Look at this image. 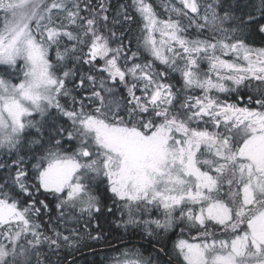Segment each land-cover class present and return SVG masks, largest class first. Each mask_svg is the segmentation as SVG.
I'll return each mask as SVG.
<instances>
[{
    "label": "snow or ice",
    "instance_id": "1",
    "mask_svg": "<svg viewBox=\"0 0 264 264\" xmlns=\"http://www.w3.org/2000/svg\"><path fill=\"white\" fill-rule=\"evenodd\" d=\"M177 3L162 0L161 18L151 0H131L110 20L104 0H0V149L15 155L0 164L15 169L0 185V264H40L41 244L79 242L44 235L41 194L60 223L116 209L118 226L150 237L197 230L175 244L181 264H264V47L245 34H264V0L246 19L220 0ZM137 19L133 51L114 29ZM53 109L68 126L50 123ZM110 264L152 261L128 247Z\"/></svg>",
    "mask_w": 264,
    "mask_h": 264
},
{
    "label": "trees",
    "instance_id": "2",
    "mask_svg": "<svg viewBox=\"0 0 264 264\" xmlns=\"http://www.w3.org/2000/svg\"><path fill=\"white\" fill-rule=\"evenodd\" d=\"M94 1V0H92ZM99 1V0H97ZM259 1V2H258ZM117 5V3H122L124 5H127L131 2V0H115L114 1ZM152 3H155V0H151ZM260 5V0H252L251 6L248 10H256L257 6ZM156 6V5H155ZM239 10V9H238ZM245 10V9H243ZM122 10H108V15L110 20L117 16L118 12H121ZM129 13L131 14V9H128ZM109 27H112L111 24H109ZM252 29H256V26L251 27ZM114 30L117 31V34H119L121 31L125 32L127 39L131 41V48L132 50H136V38L140 35L139 31V20L137 19L136 22L131 24H124L122 26H117ZM247 33V31H246ZM245 33V34H246ZM50 56L52 59H55V53L54 51L50 53ZM158 67H160L158 65ZM84 73L89 72V66L83 65L80 69ZM95 74V73H94ZM118 92L123 94L124 89L122 86L118 88ZM74 95L77 96L79 99L81 95H84V93H81L79 90H77ZM61 103L68 105L70 104L69 98H63L61 100ZM53 116L50 120V123H56L57 125H63L68 126L70 122L67 121L64 117H59L57 119L58 114L55 113V109L52 110ZM39 118V117H37ZM20 155L24 157V167L29 170V177L32 176L31 171V165L35 161L31 159V152L28 151L27 148H24L21 150ZM15 158V155H9L6 150H0V164H6L11 165L12 160ZM15 175V169L14 167H0V185L4 184V182L7 180L9 183H11L12 177ZM30 182H32L30 180ZM94 190L98 195H100L101 199L104 201V203L107 206H111V200H110V193L106 192V182L105 183H99L94 186ZM38 199L45 200L46 203L49 204V211L48 214H45V211L42 209L41 214L36 217V222H38L41 225V231L44 233V235L52 236V228H57L60 232H62L64 235H71L72 238L79 239L80 242L75 244H85L87 245L86 248L91 246H96L100 244H114L120 241L124 240H130L127 242V244L135 245L138 240L141 241H150L158 243L159 245L163 246L165 250L167 251L170 256H172L174 259L181 261V258L177 255L176 250L172 247L173 239L176 236H193L194 234L197 235V230L189 229V231L184 230L182 231V228H176L173 230H170L168 232H161L154 236H147L142 233L141 230H134V229H128L125 230L124 227L118 226V222L123 219L121 217L120 212L116 209H113L111 213L107 211H103L100 214H97L95 216V219H92L91 222H89V218L87 216H83L77 223H72V226L75 227V229H78L76 232H73L74 228H67L69 224L67 223H60L57 221L56 217L58 216V212L55 209V199L47 194H41L38 196ZM22 203L26 205L28 203L27 198L21 197ZM155 212V210H153ZM51 220V223H50ZM79 227H90V230H82L79 229ZM98 233L101 234V239L95 240L90 239L89 237H95ZM127 246V245H126ZM85 249V248H84ZM142 255L148 259L149 257L155 261V264H165L163 263L162 256L154 249L151 248H142V247H136ZM40 253L39 261L40 264H60L62 261L66 260L69 256L77 254V251H71V246L67 247L63 242L61 243V246L58 250L56 249H50L47 243H43L40 246H38L37 249ZM83 250V249H81ZM97 259L98 257L93 258L89 255H83L79 258H74V262H68L66 264H80V260L86 261L88 259ZM100 259V258H99ZM33 264H36V261L34 260Z\"/></svg>",
    "mask_w": 264,
    "mask_h": 264
},
{
    "label": "flooded vegetation",
    "instance_id": "3",
    "mask_svg": "<svg viewBox=\"0 0 264 264\" xmlns=\"http://www.w3.org/2000/svg\"><path fill=\"white\" fill-rule=\"evenodd\" d=\"M114 1L115 0H104L105 4L107 6V9L108 10H123L121 8V6L124 5L123 2L117 3V5H116V3ZM98 2L99 1H97V0H94V1L91 0V3L93 5H97ZM220 2L223 5V8H228L229 10H234L237 17H242V18L246 19L249 14L254 15V16L258 15L256 10H248L251 6L252 0H220ZM223 8L221 11H223ZM243 9H245V10H243ZM259 23H264V20L259 21ZM254 26L255 25L250 26L249 28L246 29V31H247V33H246L247 42L250 44H253L256 47H264V34L259 33L258 31H256V29L251 30V27H254ZM202 67L206 69L207 65L206 64L202 65ZM173 82L177 84V87H180L181 83H182L178 79V77ZM194 94L198 95L199 90H197ZM220 98L226 99L228 97H226L225 95L222 94ZM231 99L235 100V97L233 96V97H231ZM74 230L76 231V229H74ZM114 244H106V245L100 244V245L91 246V247H88V248H85L83 250L78 251L77 253L87 251L83 255L87 254L90 257L92 255L93 258L98 257L97 259L90 258V259L84 261V263L82 260H80L79 261L80 264H110L111 258L113 256H115L117 253L111 254V253H107L106 251L107 250H113L114 248L119 250V249H121V246H125V245L132 246L135 248L138 246V247H142V248L154 249L162 256L163 263H165V264H181V261L174 259L172 256H170V254L167 253V251L165 250V248L163 246H161L155 242L138 240L135 245L124 243L121 245L113 246ZM74 255H76V254H74ZM74 255L69 256L66 260L62 261L60 264H65V262H67ZM80 256H82V254L76 258H79ZM148 259H150L152 261V264H155V261L152 260L150 257ZM74 260H76V259H74ZM74 260H70L68 262L71 263V262H74Z\"/></svg>",
    "mask_w": 264,
    "mask_h": 264
},
{
    "label": "rangeland",
    "instance_id": "4",
    "mask_svg": "<svg viewBox=\"0 0 264 264\" xmlns=\"http://www.w3.org/2000/svg\"><path fill=\"white\" fill-rule=\"evenodd\" d=\"M172 2L173 3H176V6L177 7H179L180 5L177 3V0H172ZM200 2H201V4H204V3H207V2H211V0H200ZM259 2V1H258ZM161 4H162V0H155V3H153V5H154V7H156V9H157V11H158V13L160 14V16H161V18H166V16H167V13L165 12V10H164V8L163 7H161ZM156 5V6H155ZM222 10V9H221ZM229 25H226V27H228ZM193 35H195V33H192ZM205 35H211V33H205ZM0 71H3V66H0ZM14 82H16V81H14ZM222 95V94H221ZM0 150H4V149H0ZM100 183V181H99V179L97 180V182H96V184L98 185ZM153 215H158V213H156V211L155 212H153ZM84 216H87L86 214L84 215ZM74 221H69L67 224H69L68 225V227L67 228H74L75 229V227H73L72 226V223H73ZM76 222V221H75ZM75 222H74V224H75ZM77 223V222H76ZM182 228V229H184V230H187V231H189V229H187L188 227H186L184 224H178V225H176V226H174L171 230H173V229H176V228ZM79 229H82L83 231L84 230H89V229H91L90 227H79ZM78 229H76V231H77ZM75 231V232H76ZM170 231V230H169ZM217 231H218V229H217ZM197 235L196 234H194L193 236H190V237H188V236H184V235H181V236H176V237H174V239H173V243H172V247L175 249V244H176V242L178 241V240H180V239H189V240H191V238L192 237H196ZM28 239H31V237L29 236L28 237ZM73 240H78L79 242H80V240L79 239H76V238H74ZM21 242H23V240L21 241ZM78 242V243H79ZM67 247H69L68 245H67ZM87 247V245H85V244H79V245H72L71 246V251H77V250H81V249H84V248H86ZM128 247H132V246H121V249H119V250H117L116 248H114L113 250H107L106 252L107 253H111V254H114V253H117V252H119V251H121V250H123L124 248H128ZM176 250V249H175ZM114 257V256H113ZM35 260V259H34ZM34 260H33V262H34Z\"/></svg>",
    "mask_w": 264,
    "mask_h": 264
},
{
    "label": "water",
    "instance_id": "5",
    "mask_svg": "<svg viewBox=\"0 0 264 264\" xmlns=\"http://www.w3.org/2000/svg\"><path fill=\"white\" fill-rule=\"evenodd\" d=\"M128 241H130V240L120 241V242L115 243L113 246L121 245V244L127 243ZM86 252H87V251H83V252L77 253L76 255L72 256L68 261H70V260H72V259H74V258L78 257L79 255L84 254V253H86ZM68 261H67V262H68ZM67 262H65V264H66Z\"/></svg>",
    "mask_w": 264,
    "mask_h": 264
}]
</instances>
